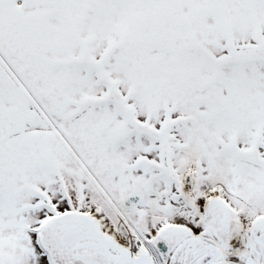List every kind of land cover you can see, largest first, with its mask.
<instances>
[{
  "label": "snow or ice",
  "instance_id": "obj_1",
  "mask_svg": "<svg viewBox=\"0 0 264 264\" xmlns=\"http://www.w3.org/2000/svg\"><path fill=\"white\" fill-rule=\"evenodd\" d=\"M0 264H264V0H0Z\"/></svg>",
  "mask_w": 264,
  "mask_h": 264
}]
</instances>
